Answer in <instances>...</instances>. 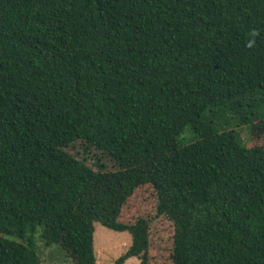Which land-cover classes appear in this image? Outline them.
<instances>
[{
	"label": "trees",
	"instance_id": "1",
	"mask_svg": "<svg viewBox=\"0 0 264 264\" xmlns=\"http://www.w3.org/2000/svg\"><path fill=\"white\" fill-rule=\"evenodd\" d=\"M143 185L171 264H264V0H0V264H150Z\"/></svg>",
	"mask_w": 264,
	"mask_h": 264
},
{
	"label": "rangeland",
	"instance_id": "2",
	"mask_svg": "<svg viewBox=\"0 0 264 264\" xmlns=\"http://www.w3.org/2000/svg\"><path fill=\"white\" fill-rule=\"evenodd\" d=\"M236 130L239 132L242 142L249 144L250 136L247 126L243 125ZM118 153H120L119 150L114 147L101 159V162L108 168L106 171H114L117 168L114 159ZM155 207L156 196L152 187L140 186L123 205L120 219L124 222H132L141 216L149 217L152 220L149 245L150 264H171L169 252L172 226L164 217L155 218ZM93 239L97 264H113L131 243L128 233L114 232L98 223L94 225ZM38 245L43 264H70L56 258L54 250L56 247L44 248L42 244L38 243ZM124 264H140V262L136 258H130Z\"/></svg>",
	"mask_w": 264,
	"mask_h": 264
}]
</instances>
